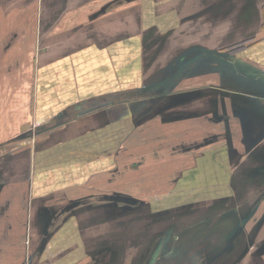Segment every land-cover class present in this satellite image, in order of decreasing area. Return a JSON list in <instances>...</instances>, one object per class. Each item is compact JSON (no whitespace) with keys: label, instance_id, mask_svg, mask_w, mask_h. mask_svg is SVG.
I'll use <instances>...</instances> for the list:
<instances>
[{"label":"rangeland","instance_id":"1","mask_svg":"<svg viewBox=\"0 0 264 264\" xmlns=\"http://www.w3.org/2000/svg\"><path fill=\"white\" fill-rule=\"evenodd\" d=\"M45 3L47 7L50 4L48 0ZM71 4L73 7H79L84 5V0H73ZM223 5V0H90L89 6L92 9L86 23L81 22L83 18L78 17V13L70 12L69 16L65 17L70 20L66 29L61 31L58 29L55 34L52 32L53 27L47 31L41 30L40 43H38L40 48L37 47L36 52L40 49L41 56H45L42 67L54 58L80 56L82 52L83 54L86 52L85 47L97 42L106 43L110 39H118L122 46L126 44L132 47L131 50L129 49V54L127 50L121 52L128 58L129 55L136 58L141 63V71L139 75L136 68L130 72L131 76L137 73L138 80L133 79L122 83L120 120L114 124L113 139L109 137L112 130L106 129L108 126L92 130L89 137H81L85 136V133L79 134L81 131L79 126L87 124L76 121L73 127L62 131L61 138H64L66 131L69 132L66 142L52 144V152H57L64 147L66 151L72 150L71 156L78 159L76 164L60 168L49 165L55 173L50 171L52 174L47 175V170L51 168L45 167L40 162L43 160L38 162L39 158L34 156L35 159L32 157V162L28 161V144L31 143L29 135V139L20 141L22 142L20 146L26 147L25 152L22 151L24 158L21 156L19 161V167L24 170L20 177L31 175L32 178L30 176L28 182L31 188L19 204L20 214L24 220V225L20 226L21 234L18 239L10 235V241L14 242L13 246H11L13 242H9L10 246L7 247L6 240L2 241L4 245L0 244V254L3 253L0 255V264H21L28 258L29 253L32 254L34 249L42 244L36 236L32 241V236L34 232L41 230L40 227L45 228L44 219L39 228L38 224L33 225L35 223L33 218L37 217L35 209L43 199H48L50 196L61 197L70 191L73 195L80 194L76 191L78 189H83L84 194L85 192L100 194L102 191L129 193L140 198V203L145 205L138 212L129 213L121 210L118 214L108 213L110 210L98 207L107 201L99 200L97 195L90 194V202L84 205L85 209L78 216L80 219L84 217L83 223L80 224V219L73 222L53 239L37 264H72L73 262L88 264L85 246L92 251L101 245L112 246L114 240L119 246L112 247L115 252L118 250V257L112 264H264V197H261L264 195V145L257 146L254 155L251 153V156L233 161V175L229 173L231 168L225 165V162L222 164L224 169L222 174L218 172L219 166L215 162L204 166V169L211 168L212 172L208 171L206 175L213 177L212 182L218 183L225 180L226 174L232 176L234 197L224 201L192 200L196 190L191 192L189 190L200 185L202 179L201 176L199 178L195 176L194 180H191L193 170L197 168L198 163L189 158L190 156L183 158L185 154L182 153V149H180L181 152L173 149L177 145L163 144L170 139L162 137L160 129L154 128L153 124H157L160 120V96L148 99L139 97L146 93L143 91L144 88L154 89L162 84V78L175 73L185 57V55L175 57L173 64L170 63L171 61L170 65L168 63V60L176 53L173 51L176 37L173 39L175 45L171 47L169 45V50H162V42L164 45L166 43V39L162 41L164 39L162 37L167 33L163 29L166 27L164 25L167 23L165 21L167 15L176 16L177 12H182L181 18H184L203 12V9H206L205 12L223 10ZM56 6V8H63L64 1L57 0ZM102 6L104 11L117 9L110 14L95 12ZM93 13L99 16H92ZM41 14L40 19L42 18L43 23L46 24L49 22L54 24L55 22L52 23L54 14H61L56 21L58 24L66 12L46 11ZM2 15L0 21L5 20L4 13ZM26 19L30 21L32 17L28 16ZM208 19L206 15L195 21L185 22L182 31L188 32L189 35L194 32L196 40L208 43L214 34V25L216 24L219 30H223L221 27H224L223 20H217L212 24ZM176 21L177 18L173 20V22ZM84 24L88 25L87 28L73 32L71 27ZM189 35L185 34V37ZM51 36L58 41L57 44L52 45L53 48L47 45ZM195 36H189L188 40ZM222 36L216 38L220 40ZM136 44L138 48L135 53L132 51L135 50L133 45ZM82 47L83 51H81ZM127 57L125 59L122 57L124 62H121L122 69L124 60L128 61ZM46 70L48 69L46 68L42 73ZM109 70L110 67L107 65L100 67L101 72L105 73ZM73 80L74 84L76 80ZM30 84L27 82V89ZM13 85L14 83L0 82V86H3L5 91ZM52 86V88L58 87L65 90L76 85L73 86L68 81L59 82L57 79ZM41 89H47V87L43 84ZM7 91L6 95L3 94L0 97V139L13 136L17 133L19 124L27 123L30 117L23 109L24 99L21 98L20 101L22 92L14 95V90ZM155 92L147 93L155 94ZM78 97L79 94H76L71 101L76 102L79 100ZM87 98V96L83 98V101ZM97 106L92 104L89 107ZM80 120L88 121L87 118ZM128 120H130L129 123ZM120 126L121 129H119ZM119 133H122L121 137ZM38 147L34 146L32 149L34 153L41 148ZM192 150L193 148H189L188 153ZM5 152L6 149L0 154L3 155ZM38 152L41 154L43 151L38 150ZM176 157L180 158L175 160ZM11 161L14 162L7 161L5 158L0 159L1 174L10 172ZM205 161V159L201 160V162ZM116 168L119 171H116L118 175L114 177V180L113 177L108 176ZM37 173L42 174L39 181L38 179L35 181ZM188 193L192 195L182 199L183 206L176 204L178 194L182 196ZM124 197L128 200L127 197L131 196L115 194L110 196L108 201L118 204L116 201L120 202ZM113 198H115L114 201H112ZM191 200L193 202L189 204ZM152 201L154 212H152V205H149ZM130 203L133 204L131 201ZM156 208L163 209L155 212ZM229 211L233 214L226 217L224 213ZM242 219L243 223L237 225V221ZM160 220L163 221L161 225L158 224ZM156 221V225L152 224ZM242 225L245 230L241 228ZM165 230L167 235L163 232ZM231 231L232 234H230ZM4 238V232L1 231L0 239ZM119 238L121 239L118 240ZM231 243L232 251L229 250ZM246 245L247 249H245Z\"/></svg>","mask_w":264,"mask_h":264},{"label":"crops","instance_id":"2","mask_svg":"<svg viewBox=\"0 0 264 264\" xmlns=\"http://www.w3.org/2000/svg\"><path fill=\"white\" fill-rule=\"evenodd\" d=\"M48 1L50 4L47 7L46 0H0V17H3L2 13L5 15V20L0 21V82L14 83L8 91L14 90V95L22 92L20 101L21 98L24 99L23 109L30 115L27 123L19 124L17 133L10 138L0 139V153L6 149L5 154H0V159L16 161L9 163L10 172L0 173V232L3 231L7 237L16 236L17 239L24 225L19 204L31 188V184H28L31 175L22 177L23 179L20 177L24 170L19 167V161L26 148L20 146V141L30 137L28 161L32 162V157H36L39 158L38 162L43 160L40 162L45 167L56 165L59 168L76 164L78 159L71 156L72 150L66 151L64 147L52 152V144L66 142L69 132L66 131L64 138H61L62 131L73 127L76 121L87 124L79 126V134L85 133V136L81 137H89L92 130L108 126L106 129L112 130L109 137L113 139L114 124L120 120L122 83L138 80L141 71V63L136 58L130 55L128 58L121 52L127 50L129 54L132 47L126 44L122 46L118 39H110L106 43L97 42L85 47L86 52H82L80 56L54 58L42 67L45 56H41L40 49L36 52L37 47L40 48L38 43L41 30L47 31L53 27L52 32L55 34L58 29H66L70 20L65 17H68L70 12L78 13L77 16L83 18L81 22L86 23L92 9L89 6L90 0H84V5L79 7L71 6L73 0H63V8H56L57 0ZM223 2V10L219 11L205 12L206 9H203V12L184 18H181L182 12H177L176 16L167 15V23L164 22L166 27L163 28L167 33L162 37V41L166 39V43L164 45L162 42V50H169V45H175L173 39L176 37L173 49L176 53L168 63L171 61L173 64L175 57H185L175 73L162 78L160 90L155 89V92L153 88H144L146 93L139 97L148 99L160 96V120L159 123L153 124L154 128L160 129L162 137L170 139L163 144H198L191 153H183V158L190 156L189 158L194 160H203L205 156H210L214 162H225V165L231 168L229 173L233 175V161L254 155L255 148L264 145V77L261 74L264 67V0ZM103 7L95 12L110 14L117 9L104 11ZM46 11L66 14L60 23L57 24L56 21L61 14H54L52 23H55L46 24L40 19L41 13ZM95 15L99 16L97 13L92 14ZM206 15L212 24L217 20H223L224 24V27H221L223 30L214 25V34L208 43L196 40L194 32L189 35L188 32L182 31L185 22L195 21ZM28 16L32 17L30 21L26 19ZM176 18L177 21L173 22ZM78 25L71 27L73 32L88 26ZM185 34L195 37L188 40L189 36L185 37ZM221 35L223 36L218 40L216 37ZM54 43L57 44L58 41L51 36L47 45L52 47ZM133 46L135 50L132 52L136 53L138 45ZM81 49L83 51V47ZM122 57L128 58V61L124 60L123 69ZM104 65L110 67L105 73L100 71V67ZM42 68L48 70L42 73L45 70ZM135 68L138 75L134 73L131 76L130 72ZM57 79L59 82L68 81L76 86L65 90L52 88V83ZM73 79L76 80L74 84ZM41 81L47 89H41ZM27 82L31 83L28 89ZM6 91L0 86V97L6 95ZM149 91H154L155 94L147 93ZM76 94H79V100L71 101ZM86 96L88 98L83 101ZM92 104L98 106L90 108ZM85 118L88 119L87 122L80 120ZM34 146L41 147L38 150L43 152L39 154L37 150L34 153ZM50 171L55 173L51 168L46 174H52ZM41 176L42 174L37 173L35 181H39ZM215 188L219 191L215 196L208 197L210 200L224 201L227 199L222 196L230 199L234 197L233 189L225 181L223 185L218 184ZM191 190L195 191H189ZM76 191L80 194L73 195L70 191L61 197L50 196L43 199L36 207L35 214L38 211L45 212L47 218L49 210L57 209L68 200L84 194L83 189ZM176 201L178 205L183 202L180 196ZM150 205L154 212L153 201ZM162 209L156 208L155 212ZM33 219L35 220V216ZM156 223L157 221L152 222L155 225ZM161 223L162 220L158 224ZM87 250L85 246V253Z\"/></svg>","mask_w":264,"mask_h":264},{"label":"flooded vegetation","instance_id":"3","mask_svg":"<svg viewBox=\"0 0 264 264\" xmlns=\"http://www.w3.org/2000/svg\"><path fill=\"white\" fill-rule=\"evenodd\" d=\"M158 88L160 89L161 86H156V88H154V90L158 89ZM129 122H130V120H128V123ZM131 127H132V125H131ZM119 129H121V126ZM118 135H119V137H121L122 133H119ZM196 145H198V144H192L191 143V144H186V145H177L173 149H175V150L178 149L179 151H180V149H182V153H187L189 148L194 149V146H196ZM179 151H178V153H179ZM209 157L210 156L204 157L206 160L205 161L206 163L201 162V160H195L198 163V165H200V166L196 165L197 168H195L193 170L194 172L191 176L192 177L191 180H194L195 176H196V178H199L201 176L202 179L200 181V185L194 187L197 192H195L193 194L192 200H198L199 201V200L209 199L208 197L213 196V195L215 196V194L218 193V191H219V189H216L215 187L218 184H219V186L223 185L224 181L226 183H228V185H230V187L232 188V176L226 174L225 180L219 181L218 183H215V181L212 182L213 177L206 175V174H208V171L209 172H212V171H211V168L209 170L207 167L204 169V166L206 164L208 165L209 163L214 162L213 158H209ZM215 164H218V166H219L218 172L222 174V172H224L223 171L224 169L222 168V164H224V162L218 161V162H215ZM215 166H217V165H215ZM116 171H119V170L116 168L115 170H113V172L108 177H113V179L115 180L114 177L118 175V174H116ZM205 175H206V177H205ZM219 180H221V178H219ZM90 194H94V193L93 192L92 193L91 192L85 193L83 195H80L79 197L68 200L64 204H61L62 206L57 208V209L49 210L50 213H49V216H47V218L45 216L46 215L45 212H43V213L41 211L37 212V217L35 218V220H34L35 223H33V225L38 224V228H39L40 226H42V223H43L42 219H44L45 220V228L40 227L41 230L34 232V234L32 236V241H33L34 237L36 236L37 239H39L42 242V244L37 246L34 249L32 254L29 253L28 258L24 262H22L21 264H37V262H39L41 260L45 250L48 249L50 244L53 242V239H55L59 234H61L65 229H67L70 224H72L73 222L78 221L80 219V217H78V216L85 209L84 205L87 204L88 202H90V198H91ZM115 194L138 198L135 195H132L129 193H123V192H118V191H109V192L102 191L100 194L99 193L94 194V196L97 195L99 200H103V201H107V202H105V203L103 202L102 206H98V207H101L105 210H110L108 213H115V214L120 213L121 210L124 212L131 213L132 211L138 212V211H140V209L142 210L144 208L145 204L140 203V201H141L140 198H138V200H139L138 202L133 203V204H131L128 201H123L122 199L120 202L116 201V203H118V204H115V202L111 203V201H108V200H110V196H113ZM190 195H192V194L188 193V194H185L182 196H181V194H179V196L182 199H184L185 197L190 196ZM222 197L224 199L229 198V197H224V196H222ZM261 197H264V195ZM112 201H114V198L112 199ZM191 201L189 202V204L191 203ZM179 205L183 206L184 202L180 203ZM224 214L226 217H230L233 214V212L229 211V212H225ZM83 218L84 217L82 216V218L79 221L80 224L83 223V221H82ZM242 223H243V219L240 221L239 220L237 221V225H240ZM241 228L244 229L243 225ZM163 232H166L165 235H167V230H165ZM232 233L233 232L231 231L230 234H232ZM4 239H7L6 240V246L7 247L10 246L9 242H11V243L13 242V241H10V236L7 237V234H5ZM120 239L121 238H119L118 240H120ZM154 239L156 240L155 237H154ZM0 244L4 245V242H2V240H1ZM13 245H14V242H13V244H11V246H13ZM108 246H111V245H107V246L101 245V246H98L95 250L94 249L92 251L87 250L86 251V254H87L86 257L88 258V260H87L88 264H112L113 261L115 262V258L118 257V255H117L118 250H117V252H115L114 248L112 249V247L115 246V248H117L119 245L114 240L113 245L111 247H108ZM229 246H230L229 250L232 251L233 244L231 243ZM245 249H247V245H246ZM72 264H75V263L73 262Z\"/></svg>","mask_w":264,"mask_h":264},{"label":"water","instance_id":"4","mask_svg":"<svg viewBox=\"0 0 264 264\" xmlns=\"http://www.w3.org/2000/svg\"><path fill=\"white\" fill-rule=\"evenodd\" d=\"M114 199H115V198H114ZM121 199H122L123 201H128V200H129L128 202L131 201V202H133V203H136V202L139 201V200H137V199L135 200V198H132V197H127L128 200H125V199H126L125 197H124V198H121Z\"/></svg>","mask_w":264,"mask_h":264},{"label":"built area","instance_id":"5","mask_svg":"<svg viewBox=\"0 0 264 264\" xmlns=\"http://www.w3.org/2000/svg\"><path fill=\"white\" fill-rule=\"evenodd\" d=\"M261 73H262V76L264 77V67H263V69H262V72H261Z\"/></svg>","mask_w":264,"mask_h":264}]
</instances>
